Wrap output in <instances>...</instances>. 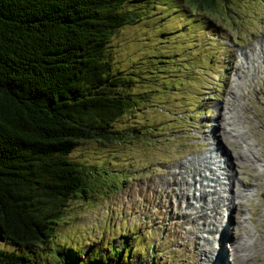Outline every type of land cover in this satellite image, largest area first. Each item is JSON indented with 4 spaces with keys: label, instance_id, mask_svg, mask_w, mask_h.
Here are the masks:
<instances>
[{
    "label": "rangeland",
    "instance_id": "374dc122",
    "mask_svg": "<svg viewBox=\"0 0 264 264\" xmlns=\"http://www.w3.org/2000/svg\"><path fill=\"white\" fill-rule=\"evenodd\" d=\"M123 8L139 18L111 36L106 53L113 71L134 81L130 92L148 99L113 123L121 139L75 145L69 156L91 169V190L68 201L45 245L17 248L41 260L64 244L81 257L125 246L127 259L132 245L128 264H210L217 215L222 225L230 217L229 234H241L222 241L228 264H264V0L220 1L208 13L189 0H129ZM216 145L229 156L234 185L242 182L234 192L248 199L230 212L221 202L228 192L195 179L188 189L189 170L214 167L205 156Z\"/></svg>",
    "mask_w": 264,
    "mask_h": 264
},
{
    "label": "trees",
    "instance_id": "16d2710c",
    "mask_svg": "<svg viewBox=\"0 0 264 264\" xmlns=\"http://www.w3.org/2000/svg\"><path fill=\"white\" fill-rule=\"evenodd\" d=\"M127 1L0 0V264L131 258L132 245L127 259L125 246L81 257L64 244L41 260L17 248L45 245L68 201L91 190V169L69 156L75 145L121 139L113 123L148 99L130 92L134 81L106 53L111 36L139 18ZM220 1L189 0L205 13Z\"/></svg>",
    "mask_w": 264,
    "mask_h": 264
},
{
    "label": "bare ground",
    "instance_id": "6f19581e",
    "mask_svg": "<svg viewBox=\"0 0 264 264\" xmlns=\"http://www.w3.org/2000/svg\"><path fill=\"white\" fill-rule=\"evenodd\" d=\"M235 134H237V133H235ZM243 143L247 144L246 141H244ZM219 148H220V145L219 146L216 145L215 149L211 150L212 151L211 154L205 156V158L207 159L208 164H210V165L212 164L214 166V167L210 166L211 168L210 167L207 168V170H209L208 173H206V172L202 173V170L200 168L199 169L193 168L194 170H189L188 176L191 177L190 179H192V180L188 181L189 182L188 183V185H189L188 189H190L192 186H194L193 180L195 179V182L199 183L200 187H202L203 189H204V187H211V188H213V190L217 189L220 192L221 191L228 192L229 196H225V197L221 196V198H222L221 202H222V207L224 208V212L227 211V210H229V212H230L232 207L239 206L238 204L243 203V200H246L247 196H246L245 193H244L245 195H243L242 193L234 192V187L236 188L237 186L242 185V182H240V179H237V182L235 181L236 185H234L233 179L236 178V177L233 175L231 170L229 171V170H227L225 168V166L228 167V162L226 161V157L228 156V154L225 151H223V152L227 156L225 154H223V152H222V150H224L223 148H222L221 152H219L220 151ZM213 153L215 154L214 156L212 155ZM255 161H257V160L255 159ZM175 171L178 172V174L182 173V167L175 166ZM176 172H174V174ZM195 176H199V178H195ZM213 190H211V191H213ZM208 193H209L208 191H206V193H198V195H197L198 198L197 197L196 198L199 199L198 201H201V200L205 201L206 198H204V197L208 196ZM218 198H215V197H213L211 195V197L209 198V201L214 202V200H217ZM234 201H235V203H234ZM207 205H208V208L212 212L215 213V211L216 212L219 211L218 209L215 210V205L211 204V202H210V204H207ZM219 205H220V203H219ZM214 215H216V214H214ZM221 215H222V213H221ZM216 216L213 218V221H210V224H212L214 226V228H216V233H219L220 237L217 240V244L218 245H217V248L215 250V257L214 256L212 257V259L210 260V264H228V261H227L228 259L227 258H228L229 255H227V254H229V253L227 252V254H226V250H225V248H224V246L222 244V241L229 242L228 240H230V243L235 242V235L237 236L236 237L237 240L241 241V239H240V237L238 238V233H239L238 231H237V234L235 233L234 235H231L232 232H231V234L228 233V231H227L228 229H227V227L224 224L229 221L228 223H229L230 231L233 229V228H231V223L232 222L229 219L230 217L228 218V221L226 220V222L223 223V225H222L220 219L219 220L216 219ZM223 216H224V214H223ZM245 220L246 219L244 218L241 221L245 222ZM216 222H219L218 223V227L215 226ZM242 222H240V220H238L239 224H237V225L234 224L235 228L240 227L241 225H243ZM214 228H213V231H215ZM217 228H219V229H217ZM242 229H244L246 232H248V230H246V228L243 227V226H242ZM207 231H210V230H207ZM251 236H252V234L250 235V237ZM224 239H226V240H224ZM227 242L224 245H227ZM237 243H238L237 244L238 246H242L243 247V243L241 244V242H239V241H237ZM253 244H254L253 246L256 247V245L258 243L253 242ZM245 245H247V244H244V246ZM243 248H245V247H243ZM209 253H212V252H209ZM226 255H227V258H226ZM206 257H207V255H206ZM246 258L249 259L247 256H246Z\"/></svg>",
    "mask_w": 264,
    "mask_h": 264
}]
</instances>
